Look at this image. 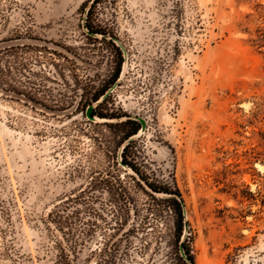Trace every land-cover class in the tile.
<instances>
[{
  "label": "rangeland",
  "instance_id": "obj_1",
  "mask_svg": "<svg viewBox=\"0 0 264 264\" xmlns=\"http://www.w3.org/2000/svg\"><path fill=\"white\" fill-rule=\"evenodd\" d=\"M94 1L0 0V264H264V0Z\"/></svg>",
  "mask_w": 264,
  "mask_h": 264
},
{
  "label": "trees",
  "instance_id": "obj_2",
  "mask_svg": "<svg viewBox=\"0 0 264 264\" xmlns=\"http://www.w3.org/2000/svg\"><path fill=\"white\" fill-rule=\"evenodd\" d=\"M99 0H95L93 2V5L90 9V11L88 12V15L90 16L91 15V11L92 9H94V6L98 3ZM86 29L94 34V35H102L104 37V39H106V33L105 32H100L99 30H95V28L92 27V25L90 24L89 21H87L86 23ZM261 40H264V35L263 33L261 34ZM121 65H122V59L119 63V68L117 70V72L115 73L114 77L112 78V82L110 83V86L107 87L106 89H104L100 94L99 96H96L94 102H98L101 100V98H103V96L108 92V90L117 82V80L120 78V73H121ZM107 101V98L103 101L106 102ZM93 117H99L97 119H101V120H105V121H111V120H121L123 117H114V116H106V115H103V114H100L98 111H94L93 112ZM128 118V117H127ZM134 125L136 126L134 130H132L131 132H128L125 137L123 138L122 142H121V145H123L125 142H127L128 140H130L132 137L136 136L139 131L141 130V126L138 122L136 121H133L131 120L130 118H128L126 121H123L121 123H117L115 125ZM110 125H113V124H110ZM133 141L130 142L125 148H124V151H123V154H122V164L126 167H128L130 170H132L134 173H136L140 179L145 183V185L151 190V192L153 194H163V195H166V196H169V198L166 200L168 203H171L177 216H178V227L180 228V236H181V231H182V227H183V223H184V214H183V198H182V195L179 191V189L174 186V189H170V188H162V187H158L156 185H154L153 183H151L148 179H146L144 177L143 174H141L138 170V168L133 164V162H130L128 160V149L130 148V146L132 145ZM180 199V200H179ZM186 255H187V258H188V261L190 264H196L195 263V260L193 258V256L190 254V252L187 250L186 251Z\"/></svg>",
  "mask_w": 264,
  "mask_h": 264
},
{
  "label": "water",
  "instance_id": "obj_3",
  "mask_svg": "<svg viewBox=\"0 0 264 264\" xmlns=\"http://www.w3.org/2000/svg\"><path fill=\"white\" fill-rule=\"evenodd\" d=\"M92 5H93V4H92ZM84 25H85V24H84ZM88 32H89V31H88ZM89 33H90V32H89ZM90 34H92V33H90ZM92 35H94V34H92ZM105 37H107V36H105ZM123 50H124V52H125V49H123ZM112 91H113V89H110V90H109V91L103 96V99H106V98L111 94ZM99 103H100V101H99ZM94 109H95V106H94V105H91V106L88 108L87 113H86L87 117H88L90 120H92V121L97 120V118L93 117V115H92ZM135 119L138 120V121L140 122L141 126H142V128H141V132H142V133L145 132L146 129H147V121H146L144 118H141V117H136ZM137 135H138V134H137ZM137 135L134 136V137H132L130 140H128L127 142H125V143L123 144V151H124V148H125L130 142H132V141L137 137ZM179 200H180V199H179ZM183 214H184V216L186 215L185 205H184V204H183ZM185 228H186V230H188V228H189L188 224L185 225ZM180 249H181L182 256H183L186 260H188V258L186 257L187 255H186V253H185V251H184V248H183V244H181Z\"/></svg>",
  "mask_w": 264,
  "mask_h": 264
},
{
  "label": "bare ground",
  "instance_id": "obj_4",
  "mask_svg": "<svg viewBox=\"0 0 264 264\" xmlns=\"http://www.w3.org/2000/svg\"><path fill=\"white\" fill-rule=\"evenodd\" d=\"M98 121H105V120H101V119H97ZM260 170H262L263 169V167L261 166V165H258L257 166Z\"/></svg>",
  "mask_w": 264,
  "mask_h": 264
}]
</instances>
